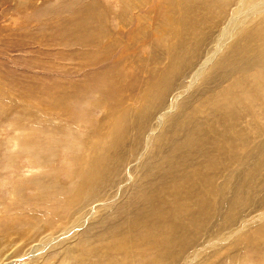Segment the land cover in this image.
<instances>
[{"label": "bare ground", "instance_id": "1", "mask_svg": "<svg viewBox=\"0 0 264 264\" xmlns=\"http://www.w3.org/2000/svg\"><path fill=\"white\" fill-rule=\"evenodd\" d=\"M116 2L114 15L98 4L82 13L87 22L70 34L77 45L69 55L74 79L39 99L41 121L52 118L57 134L62 130V139L54 136L56 147L73 156L68 181L54 183L61 174L50 170L52 177L40 185V212L52 213L59 229L74 227L72 232L94 219L113 193L123 195L130 177L125 205L97 223L112 224L102 247L108 256L93 259L88 240L78 239L76 264H117L110 262L113 251L127 259L139 246L153 264H193L250 225L237 244L253 250L264 239V202L239 228L197 246L221 205L227 204L230 225L233 212L250 205L260 180L264 184V0ZM59 151L49 156L38 146L29 153L44 168ZM138 157L142 167L133 172ZM234 184L240 189L228 200ZM37 212L25 214L24 224ZM46 244L30 252L42 259Z\"/></svg>", "mask_w": 264, "mask_h": 264}, {"label": "rangeland", "instance_id": "2", "mask_svg": "<svg viewBox=\"0 0 264 264\" xmlns=\"http://www.w3.org/2000/svg\"><path fill=\"white\" fill-rule=\"evenodd\" d=\"M95 4L102 8L110 7L112 15L118 12L116 0H0V264H76L74 253L77 251L73 250L78 239V243L88 240L85 249L90 251L93 259L108 256L109 251L103 250L102 247L108 245V228L112 224L100 226L97 223L100 216L105 218H109L110 214L113 216V212L123 207L132 193L134 180L128 177L122 185L125 187L123 195L118 192L114 197L113 193L110 199L108 197L102 201L96 212L98 215L96 214L94 219L89 216V222H85L84 225L81 223L83 226L81 224L75 226L78 228L72 232L70 231L74 227H68L63 231L59 229L61 222L52 213L45 210L43 213L40 212L45 195L40 185L47 177H52L50 175L52 170H57L61 174L56 175L54 183L63 184L68 181L73 169L71 162L73 156L66 149L56 147L54 136L57 134L58 126L52 118L47 120L48 125L44 122L49 128L41 121L39 99L43 95L52 97L54 88L67 86L74 79L68 72V67L74 65L69 55L77 45L71 43L70 34L74 27L87 22L86 17L82 18V13ZM78 80L83 79L79 77ZM41 114L45 115L44 112ZM61 131L57 134L58 139L63 138L59 135ZM161 131L162 128L158 133ZM84 133L83 131L80 135L83 136ZM61 143L65 145L64 141ZM68 144L69 142L66 145ZM36 146H39L43 153L50 154L49 156L60 150L59 155L51 158V162L49 164L47 162L43 168L38 160L39 165L33 159L35 155L29 153L37 148ZM150 153L146 154L149 156ZM137 159L132 163L135 168L133 172L142 167L139 165L143 159L140 157ZM155 161L156 158L153 163ZM236 176L237 173L233 175L234 183ZM260 183L256 188L257 193L253 194L250 200L252 204H248L244 211L235 210L234 222L230 225H227L230 217H225L228 212L227 204L219 207V217H216L208 226V230L203 232L197 248L203 249L206 242L209 243L217 236L220 238L228 235L232 229L239 228L242 222L249 221L260 213L264 202V184L261 186ZM239 189L238 184H234L227 199L236 196ZM88 209L90 211L89 206ZM36 210L37 216L34 214L35 218L30 217L32 223L24 224L27 220L26 215ZM120 214L116 220L122 218L123 215ZM15 215L25 218H16ZM107 218L105 222L108 221ZM10 220L13 221L12 226L9 225ZM32 224L36 225L35 229H32ZM250 227L240 236L246 235ZM251 229L253 231L254 227ZM67 231L72 234L61 236ZM240 236L224 246L219 244L216 248L208 249L201 255L199 261L193 264H264V239L258 243V247L252 246L253 250L247 252L246 245L237 244ZM57 237L59 239L55 240ZM38 243H47L39 252L43 254L41 257L44 256L42 259L35 258L30 252V248ZM56 246V249L51 250V247ZM128 255L126 259L113 251L110 262L132 264L134 258L135 264H153L152 261H148L144 247L131 249ZM245 258L247 260L243 261ZM177 264L186 263L182 261Z\"/></svg>", "mask_w": 264, "mask_h": 264}]
</instances>
